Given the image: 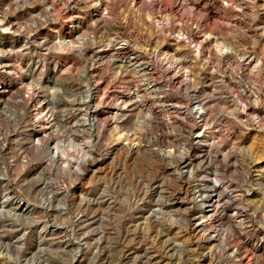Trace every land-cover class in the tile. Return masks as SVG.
<instances>
[{
    "label": "rangeland",
    "instance_id": "1",
    "mask_svg": "<svg viewBox=\"0 0 264 264\" xmlns=\"http://www.w3.org/2000/svg\"><path fill=\"white\" fill-rule=\"evenodd\" d=\"M0 264H264V0H0Z\"/></svg>",
    "mask_w": 264,
    "mask_h": 264
},
{
    "label": "bare ground",
    "instance_id": "2",
    "mask_svg": "<svg viewBox=\"0 0 264 264\" xmlns=\"http://www.w3.org/2000/svg\"><path fill=\"white\" fill-rule=\"evenodd\" d=\"M120 49V48H119ZM118 51V50H117ZM51 118V116H49L48 117V119H50ZM95 124V120H92L91 121V125L93 126ZM90 125V126H91ZM57 157V156H56ZM214 186L216 187V188H220L221 186L219 185V184H217V183H214ZM216 195L215 194H213L212 196H209V200H208V205L206 206V211H211V210H213L218 204H219V200H217L216 199V197H215ZM24 202L22 201V200H20L19 202H18V205H20V206H24Z\"/></svg>",
    "mask_w": 264,
    "mask_h": 264
}]
</instances>
